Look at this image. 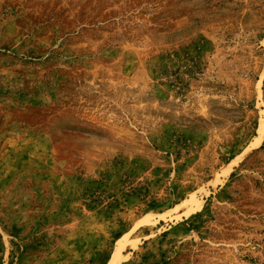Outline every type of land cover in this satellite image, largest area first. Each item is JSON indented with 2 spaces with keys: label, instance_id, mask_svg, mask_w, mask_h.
I'll use <instances>...</instances> for the list:
<instances>
[{
  "label": "rangeland",
  "instance_id": "1",
  "mask_svg": "<svg viewBox=\"0 0 264 264\" xmlns=\"http://www.w3.org/2000/svg\"><path fill=\"white\" fill-rule=\"evenodd\" d=\"M261 126L264 0H0V264H264Z\"/></svg>",
  "mask_w": 264,
  "mask_h": 264
},
{
  "label": "bare ground",
  "instance_id": "2",
  "mask_svg": "<svg viewBox=\"0 0 264 264\" xmlns=\"http://www.w3.org/2000/svg\"><path fill=\"white\" fill-rule=\"evenodd\" d=\"M260 130H261V137H262V135L264 134V126H261ZM261 137H260V139H261ZM260 139L258 140V142L260 141ZM119 251H120V248H117L111 264H118L119 263Z\"/></svg>",
  "mask_w": 264,
  "mask_h": 264
}]
</instances>
